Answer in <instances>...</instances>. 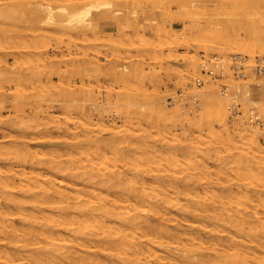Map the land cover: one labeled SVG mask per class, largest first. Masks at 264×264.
<instances>
[{
  "label": "bare ground",
  "instance_id": "bare-ground-1",
  "mask_svg": "<svg viewBox=\"0 0 264 264\" xmlns=\"http://www.w3.org/2000/svg\"><path fill=\"white\" fill-rule=\"evenodd\" d=\"M188 5L0 0V264H264L258 119L244 126L238 116L230 130L239 102L220 96L233 85L246 100V85L227 81L217 93L208 77L204 91L185 90L203 94L197 118L186 97L162 100L158 76L199 81L201 66L214 65L227 76L228 62L200 61L198 48L218 40L220 52L250 62L264 55V28L239 40L219 24L226 17L207 26ZM185 17L196 21L172 26ZM256 84L264 102V79Z\"/></svg>",
  "mask_w": 264,
  "mask_h": 264
},
{
  "label": "rangeland",
  "instance_id": "rangeland-1",
  "mask_svg": "<svg viewBox=\"0 0 264 264\" xmlns=\"http://www.w3.org/2000/svg\"><path fill=\"white\" fill-rule=\"evenodd\" d=\"M212 1L213 0H184L186 5L189 4L187 6V8H186L189 13L190 12H195V11L203 13V16L200 17V19H198V21L200 23H207L206 24L207 26L211 25V22L209 23V21H212L215 18L218 19V17H226L228 19V21H226L224 23L222 22V23H219V24L220 25L222 24L221 26L225 27V29H232L233 31L236 32V34H238V35L240 34L238 36V39L239 38L241 39V37L243 38V36L251 35V33H250V32H252L251 30H256V32H255L256 34H261L262 33L261 30L264 28V15H261V13L262 12L264 13V0H251V1L250 0H242V4L241 5H239L238 7H234V8L228 9V10L227 9H221V10L217 9L215 3L212 2ZM214 1H216V0H214ZM195 2H206L207 4L203 5V6H200V7L198 6L197 8H193L192 9L191 6L193 5L192 7H194ZM211 4H212V6H211ZM198 8H201V9H198ZM259 11H260V13H259ZM216 12L217 13L220 12V15L215 14ZM227 12H229V13H227ZM221 13H223V14H221ZM257 13H259V14H257ZM189 17H191V16L189 15ZM184 20H185L184 22L180 21L179 19L178 20H173L172 26L173 27H180V26L184 25L185 23L186 24H188V23L190 24V21H196L195 18H188V17L187 18L185 17ZM214 21L216 22V20H213L212 24H215V25H219L218 22H221V21L217 20V22L215 23ZM259 23H261V24H259ZM243 29H245L246 31L243 30ZM251 36H253V35H251ZM217 41H214V42L212 41V43L215 44V45L212 44V47L209 48L211 50H207V53H205L204 51H201L198 48V50H197L198 52H197L196 56L199 57L200 61H202V60L205 61L206 60L207 64L209 62H211V61H214V60H211V59H216L217 57L220 56L219 59L223 58L225 62H228V63H225L224 68L227 67V69H229L228 70L230 72L229 75L222 76L219 73L220 68L218 66L216 67L215 65L211 67V70H208L209 73L207 72V69H209V68L202 70V66H201L199 74L197 73L201 78L198 77V75H197V77L195 76L197 79H199V81L200 80L201 81L199 82L196 79H194L193 77L191 78V76H188L189 79H187L188 77H186V79H184V82H185L184 83V82H182L183 80L179 79L178 76L175 73H173V72H169L168 74H164L163 72L159 71L158 72V76H160L159 79L162 82V83H160V88H159L160 89V93L159 94H163L161 96L162 100L168 106H173L174 105V104H172V102L170 100V99L173 98L172 96L179 97V95H180V97L181 96L186 97L187 98L186 99V103H185L186 106H188L189 103H194L195 109H196L195 114L198 115L197 116V118H198L199 117V113H203V108L204 107L201 106V102L199 100L200 97L201 98L203 97V94L201 95L199 93H196V96L193 97V96H191V93H189V94L185 93L188 89L190 91H194V92H197L199 89L204 91L206 86H207V84H208V83L205 82V80L208 77H210L209 79H210V81L212 80V84L216 88V92L217 93L218 92L222 93V91L224 92V89H226L225 85H226L227 81H229L228 83H231V82H237L238 83L240 81V82H242V83H244L246 85L245 88L249 91V96L246 98V100L242 98V95H243L241 93L242 90H238L236 92V89H234L233 85L229 86V88L226 89L224 93L220 94V96L223 98V100L225 99V101H227V102H229V100H230L227 96H232V95L234 97H236L237 101L239 102L238 105H234V108H233V105H229V109L228 110L230 112H229V114L227 113V115H226L227 116L226 117V121H227L226 123H228L227 124L228 127L230 126L229 129L232 130L231 127L234 126V124H235V122L237 120V117L240 116L243 119V120L241 119L242 122H243V125L246 126V125L250 124L249 118H250L251 115H253V117L255 119L256 118L258 119L257 120L258 121L257 125H258V128H259L258 137L261 139V140L260 139L259 140L262 143H264L263 142L264 141V134H263L264 133V131H263L264 130V122L261 119L260 112H259V107L261 106L260 104H262L264 102H261L260 99H259V94H258V91H257L259 86H258V84H256V81H259L260 78L264 79V72L260 73L257 70V64L261 63L264 66V64H263L264 63V55L259 56L258 54L254 53V54H252L253 59L251 57V59H249L250 60V62H249L248 59H247V58H249L248 55H246V54L238 55L237 54L238 56L241 57V58L238 59V58L235 57L237 55H233L231 52H229V50L228 51L226 50L225 53L220 52L219 49H217L218 47L216 46V44L219 43ZM194 50H195V47L190 48L189 49V53L190 54L194 53ZM213 50H215V51H213ZM177 51H178V53H180V51H184V50L180 48ZM225 54H227V55H225ZM203 55L206 58H204ZM215 55L217 57H215ZM179 59H178V61L177 60L175 61V63L177 65L175 63H174V65L176 67H178V69H181L182 68L181 60H179ZM247 61L249 63L253 64V69L252 70H253V73H254V80H251V81H250V78L247 81V75L245 76V72H244L245 71L244 65L248 64ZM179 63H180V65H179ZM213 69H215V70H213ZM216 69L218 71H216ZM241 71H242V74H241ZM204 72H205L206 76H205ZM210 74H212V75H210ZM208 75H210V76H208ZM168 76H169V78L171 77V79H167ZM175 76L177 77L176 79H175ZM213 78H215V80ZM190 79H192L193 81L192 80L190 81ZM163 80H165V81H163ZM179 80H180V83L182 82L181 84L179 83ZM224 80H225V82H224ZM161 84H163V85H161ZM230 91H231V93H230ZM225 93L227 94V96L224 95ZM251 99L253 101H255L256 103L253 104V105H250L249 100H251ZM239 104H240V107H239ZM200 110H202V111H200ZM189 114H190V112H189ZM107 115H108L107 119H111L112 117H114V114H112V112H108ZM109 117H111V118H109ZM210 119H211L210 123H212L213 128L215 127L214 129H216V130L219 129L218 123L215 122V120H213L212 117H210ZM116 121H117L118 124L120 123V120L116 119ZM261 128H263V129H261ZM261 133H262V135H261Z\"/></svg>",
  "mask_w": 264,
  "mask_h": 264
},
{
  "label": "built area",
  "instance_id": "built-area-1",
  "mask_svg": "<svg viewBox=\"0 0 264 264\" xmlns=\"http://www.w3.org/2000/svg\"><path fill=\"white\" fill-rule=\"evenodd\" d=\"M258 70H259V71H260V70H264V68H259Z\"/></svg>",
  "mask_w": 264,
  "mask_h": 264
}]
</instances>
